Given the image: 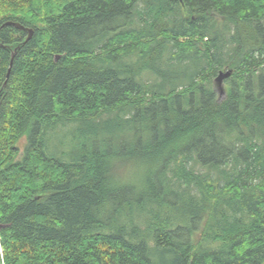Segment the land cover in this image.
I'll use <instances>...</instances> for the list:
<instances>
[{"label":"trees","instance_id":"16d2710c","mask_svg":"<svg viewBox=\"0 0 264 264\" xmlns=\"http://www.w3.org/2000/svg\"><path fill=\"white\" fill-rule=\"evenodd\" d=\"M0 264H264V0H0Z\"/></svg>","mask_w":264,"mask_h":264},{"label":"rangeland","instance_id":"374dc122","mask_svg":"<svg viewBox=\"0 0 264 264\" xmlns=\"http://www.w3.org/2000/svg\"><path fill=\"white\" fill-rule=\"evenodd\" d=\"M115 117H118L117 113L115 114ZM87 128L88 125L81 122L67 123L65 127H61L60 130H58L56 133H53V136H51L50 139H48L47 148H46L47 153L52 155L55 154L61 155L66 151L68 152L69 150H71L73 147L76 146V143L78 144L83 142L84 137H87V134L89 135L91 133H94L93 130L92 132L91 131L89 132ZM96 131L97 129L95 130V132ZM114 133L118 134L117 130L114 131ZM52 150L54 152H52ZM134 168L135 169L133 171L131 181L137 178L139 176L138 174L140 175L142 174L140 168H138L137 166H135ZM143 227L144 226L141 225V228Z\"/></svg>","mask_w":264,"mask_h":264},{"label":"water","instance_id":"95a60500","mask_svg":"<svg viewBox=\"0 0 264 264\" xmlns=\"http://www.w3.org/2000/svg\"><path fill=\"white\" fill-rule=\"evenodd\" d=\"M4 26H14V27H16L17 29H19V30H21V31H25V32L27 33V37H26V40H25V41H28V40L31 39L32 36H33V29L25 28V27H23L22 25H20L19 23H15V22H7V23L4 24ZM15 52H16V49L13 51V53H12V55H11L12 57H11L10 66H11V64H12V58H13V56L15 55ZM230 74H231L230 72H227V73H225V74L220 73V74H219V77L216 79V81H217V82H221L225 77L230 76Z\"/></svg>","mask_w":264,"mask_h":264},{"label":"bare ground","instance_id":"6f19581e","mask_svg":"<svg viewBox=\"0 0 264 264\" xmlns=\"http://www.w3.org/2000/svg\"><path fill=\"white\" fill-rule=\"evenodd\" d=\"M11 67V66H10ZM232 74V73H231Z\"/></svg>","mask_w":264,"mask_h":264}]
</instances>
